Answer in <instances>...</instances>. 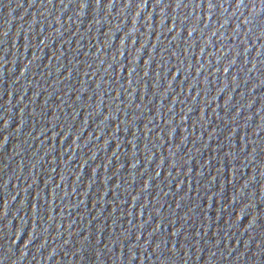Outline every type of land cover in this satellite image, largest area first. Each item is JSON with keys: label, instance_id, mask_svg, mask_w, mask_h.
Returning a JSON list of instances; mask_svg holds the SVG:
<instances>
[{"label": "water", "instance_id": "water-1", "mask_svg": "<svg viewBox=\"0 0 264 264\" xmlns=\"http://www.w3.org/2000/svg\"><path fill=\"white\" fill-rule=\"evenodd\" d=\"M0 264H264V0H0Z\"/></svg>", "mask_w": 264, "mask_h": 264}]
</instances>
